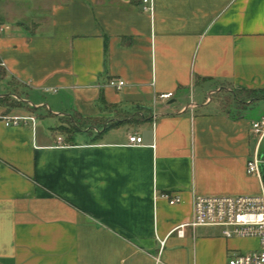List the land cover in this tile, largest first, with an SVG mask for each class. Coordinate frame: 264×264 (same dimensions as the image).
Here are the masks:
<instances>
[{"label":"crops","instance_id":"crops-1","mask_svg":"<svg viewBox=\"0 0 264 264\" xmlns=\"http://www.w3.org/2000/svg\"><path fill=\"white\" fill-rule=\"evenodd\" d=\"M234 90L264 91V0H0V264H155L164 238V264L259 249L170 234L197 195L262 193L264 113H231Z\"/></svg>","mask_w":264,"mask_h":264},{"label":"built area","instance_id":"built-area-1","mask_svg":"<svg viewBox=\"0 0 264 264\" xmlns=\"http://www.w3.org/2000/svg\"><path fill=\"white\" fill-rule=\"evenodd\" d=\"M141 7L144 12L153 13L154 0H141ZM110 84L120 89L125 85V81L113 80ZM173 96V92H165L160 98L169 100ZM23 119L35 120L34 117L5 116L4 122L8 126H18ZM251 129L258 140L256 151L247 162V173L263 180L264 152L261 151V146L264 140V119L253 121ZM129 143L142 144L143 137L138 134L131 135ZM180 201L181 197L178 195L170 198L171 204ZM187 226H219L223 228V233L227 237L258 238L259 249L237 254L229 260V264H264V185L259 195H197L194 200L193 220L176 226L170 234L177 233L179 236H184ZM166 240V238L159 239L160 248L155 264H164L161 256Z\"/></svg>","mask_w":264,"mask_h":264},{"label":"rangeland","instance_id":"rangeland-1","mask_svg":"<svg viewBox=\"0 0 264 264\" xmlns=\"http://www.w3.org/2000/svg\"><path fill=\"white\" fill-rule=\"evenodd\" d=\"M262 96H264V91L263 92H260V91H256V92H252L250 94H246L243 98H245L243 101L241 100L240 102L239 101H230V98L228 99L227 103L229 102V107H228V110L233 113L234 115L238 116L242 113H245V112H254L255 110L258 111L259 115H262V113H264V101H258L256 102V104L251 107H249V110H247V107H248V104L252 101H254L255 99L257 98H261ZM214 102H216V99H218L219 97L217 96H214ZM222 98H224V95L222 96ZM233 100V99H232ZM262 106V108L259 109H256L258 106ZM263 110V112L261 111ZM33 112L37 114V111L34 109ZM47 119L45 118H39V123H42V122H45ZM127 128V127H126ZM123 130L125 132H127V129H121V132H123ZM262 152H264V141H263V145H262Z\"/></svg>","mask_w":264,"mask_h":264},{"label":"trees","instance_id":"trees-1","mask_svg":"<svg viewBox=\"0 0 264 264\" xmlns=\"http://www.w3.org/2000/svg\"><path fill=\"white\" fill-rule=\"evenodd\" d=\"M252 92H256L255 90H234V97L236 101H243L245 98H243L246 94H250ZM103 99V97H102ZM263 181H264V176H263Z\"/></svg>","mask_w":264,"mask_h":264}]
</instances>
